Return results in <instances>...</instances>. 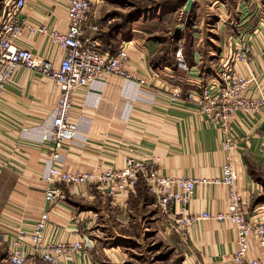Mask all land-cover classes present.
<instances>
[{
	"label": "crops",
	"instance_id": "0c3cea01",
	"mask_svg": "<svg viewBox=\"0 0 264 264\" xmlns=\"http://www.w3.org/2000/svg\"><path fill=\"white\" fill-rule=\"evenodd\" d=\"M9 1L0 0V24ZM213 2L216 5L217 0ZM173 4L160 3L140 12L129 0H91L86 26H97L101 52L114 55L125 46L128 59L124 70L136 80L144 79L147 85L106 76L80 89L71 111L78 138L58 152L56 161L52 144L44 136L54 116L59 89L36 72L23 67L15 70L0 98V264H8L9 234L16 227L30 231L44 213L49 216L47 238L71 243L86 238L91 242L86 253L65 257L60 264H125L124 253L142 232L135 226L137 219L143 217L148 223L144 231L156 232L157 226L169 224L142 180L113 198L95 186H59L61 197L50 204L44 198L48 184L43 178L50 166L84 173L121 168L126 147L137 146L140 153L154 156L161 175L220 177L224 162L221 134L198 113L196 101L187 99L186 94L214 87L217 65L228 47L207 62L203 47L200 49L201 35L192 32L202 24L182 21L194 12H204L203 0H192L188 12ZM17 17L60 32L68 27L65 0H27ZM240 33L249 43L248 67L256 77L251 93L257 95L264 92V21H252ZM17 44L55 67L65 55L39 35L24 33ZM178 48L186 70L178 67ZM235 67L246 74L244 65ZM154 72L157 79L150 77ZM232 134L233 167L244 211L253 223H264V205L251 204L263 192L261 183L252 176L256 167L264 181V112L250 117L238 113ZM226 208L227 188L222 185L199 186L189 206L193 214H216ZM184 235L196 264H225L224 258L236 251L235 231L228 222L201 221ZM26 252L25 264H46L29 248ZM262 257L264 250L252 238L248 258Z\"/></svg>",
	"mask_w": 264,
	"mask_h": 264
},
{
	"label": "built area",
	"instance_id": "2783aa9c",
	"mask_svg": "<svg viewBox=\"0 0 264 264\" xmlns=\"http://www.w3.org/2000/svg\"><path fill=\"white\" fill-rule=\"evenodd\" d=\"M27 0H10L4 19L0 24V98L9 85L15 70L23 67L36 72L52 81L59 89V98L55 107L50 128L44 140L52 144L54 161L58 152L78 138V127L71 121V111L76 93L91 82L106 76H116L134 81L138 86H146L144 79H134L124 65L128 56L122 46L114 55L102 53L96 38L98 28H87L86 23L91 11V0H65L68 27L65 32L49 29L44 25H35L18 20ZM88 29V31H87ZM43 36L50 45L65 52L60 64L55 67L50 61L38 59L30 50L17 44L21 36ZM227 55L217 65L218 78L213 88L201 93L188 92L187 99L195 100L198 113L221 134V148L224 162L220 177L207 178H171L161 175L157 160L152 154L140 153L137 146H127L126 156L121 168H106L90 172H70L56 166H50L44 175L48 184L44 192L45 201L55 204L61 197L59 186H95L110 198L131 190L142 180L148 191L154 196L160 213L168 218L171 229L186 233L191 226L214 220L228 222L235 231L236 251L224 258L225 264H264V257L249 259L250 240L254 238L260 249L264 250V223H253L244 211V203L237 190L238 174L233 167L232 150L234 124L237 114L246 117L264 112V92L252 95L251 87L256 77L249 66V43L240 33L229 40ZM178 67L186 70L181 52L176 53ZM242 64L246 74L236 71V65ZM151 78H158L154 72ZM177 95V94H176ZM178 98L179 96H175ZM107 138L104 135L103 139ZM99 143V147L101 146ZM227 188V208L224 212L211 214L201 212L193 214L191 200L199 186H219ZM48 213L40 216L30 231L16 227L8 236V264H25L27 248L46 264H60L63 258L75 253H86L91 242H62L47 238Z\"/></svg>",
	"mask_w": 264,
	"mask_h": 264
},
{
	"label": "rangeland",
	"instance_id": "374dc122",
	"mask_svg": "<svg viewBox=\"0 0 264 264\" xmlns=\"http://www.w3.org/2000/svg\"><path fill=\"white\" fill-rule=\"evenodd\" d=\"M185 1L129 0L140 12L156 8L160 3L164 4L167 2L170 5L176 3V7H179L183 12L184 6L182 5ZM213 1L203 0L205 4L204 12L198 11L197 14L194 12V15L190 14L186 20H182L186 21L185 23H188V25H192L195 20L202 24L200 29L192 30V32L194 31L201 35L199 36L201 40L200 49L203 47L207 62L216 59V56L219 55L218 53L224 46H229V37L239 35L240 32L245 31L246 26L254 20L256 22L264 21V0H217L216 5H214ZM214 6L221 8V10L217 11ZM238 6H241L239 11L237 10ZM184 13L181 16H184ZM151 15L153 16L154 12ZM181 25L183 24H180L179 27ZM178 51L181 52L180 48L177 49ZM254 171L252 177L255 181L261 183L263 192L251 204L264 205V181L259 179L261 173L256 167ZM147 225L148 223L143 217L136 220L135 226L141 228L142 232L135 236L134 245L131 243L130 248L124 253L125 264H196L195 253L190 246L188 238L184 235L185 233L174 231L167 222L157 226L156 232L144 231V228L148 227Z\"/></svg>",
	"mask_w": 264,
	"mask_h": 264
},
{
	"label": "water",
	"instance_id": "95a60500",
	"mask_svg": "<svg viewBox=\"0 0 264 264\" xmlns=\"http://www.w3.org/2000/svg\"><path fill=\"white\" fill-rule=\"evenodd\" d=\"M192 5V0H187L186 4H185V7H184V11L185 12H188L190 7Z\"/></svg>",
	"mask_w": 264,
	"mask_h": 264
}]
</instances>
